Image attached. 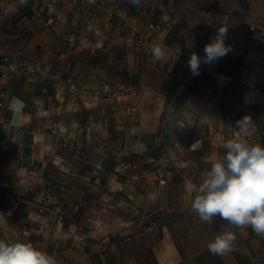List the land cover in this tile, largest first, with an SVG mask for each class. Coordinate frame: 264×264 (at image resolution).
<instances>
[{"label": "crops", "instance_id": "0c3cea01", "mask_svg": "<svg viewBox=\"0 0 264 264\" xmlns=\"http://www.w3.org/2000/svg\"><path fill=\"white\" fill-rule=\"evenodd\" d=\"M47 1L16 0L3 22L1 53L10 72L0 116L10 125L0 132V222L12 240L36 244L55 264H264V238L251 227L218 216L207 224L191 209H91L93 198L81 191L83 180L107 190L109 182L118 189L130 183L132 196L148 199L157 190L151 167L164 160L180 168L188 199L226 153V140L240 135L236 122L245 115L256 128L247 139L264 146V0H141L139 7L94 0L117 3L122 18L110 24L98 16L92 27L82 11L58 3L47 9ZM221 27L228 55L248 46L241 76L217 72V61L202 62L193 76L191 54L203 58ZM154 43L165 50L164 62L153 58ZM19 58L49 76L15 72ZM57 135L78 141L84 156L52 152ZM59 175L66 186H57ZM51 180L60 204L40 214L23 187ZM109 192L101 191V200ZM224 231L236 233L234 251L210 253L208 243Z\"/></svg>", "mask_w": 264, "mask_h": 264}, {"label": "clouds", "instance_id": "9594fccd", "mask_svg": "<svg viewBox=\"0 0 264 264\" xmlns=\"http://www.w3.org/2000/svg\"><path fill=\"white\" fill-rule=\"evenodd\" d=\"M139 7L141 0H128ZM28 0H19V6ZM16 0L8 5L14 13ZM227 28L221 27L204 47V57L193 52L188 61L193 76L200 74L201 63L211 64L226 56L232 49L225 44ZM153 58L166 60V52L159 44L151 47ZM240 135L223 144L226 153L211 162L202 182L190 194V207L199 219L212 224L215 217L238 229L251 227L264 238V146L250 143L247 137L256 131L251 117L245 115L236 122ZM237 235L224 231L207 245L210 253L223 256L234 251ZM0 264H55V258L30 242L0 239Z\"/></svg>", "mask_w": 264, "mask_h": 264}, {"label": "rangeland", "instance_id": "374dc122", "mask_svg": "<svg viewBox=\"0 0 264 264\" xmlns=\"http://www.w3.org/2000/svg\"><path fill=\"white\" fill-rule=\"evenodd\" d=\"M251 25H254L256 29L255 24H250L248 26V30ZM65 141L78 145L79 152L77 153L69 146L61 147V149H67L73 152L77 157L84 156V149L78 141L72 138H66ZM173 161L175 162L176 159ZM164 163L167 162H164V160H158L157 165L151 167L152 175L155 174V181L154 183L150 182V184H155L157 190L152 194V196H150V198H148L150 200L147 199V194H145V196L142 195L143 197L139 198L138 200L135 196H132L129 185L130 183L120 185V188L118 189L116 186L119 184L116 185V183L109 182L108 187L110 190H107L105 187H101L99 183H96L95 187L93 188L91 187L92 184L89 185L87 182H85L86 180H83V183L81 184L83 188H81V191L83 192L84 198H86L88 195L90 198H93V200H91V203L93 204L91 209H191L190 198L184 199L183 197L184 188L182 186V172L180 171V168H178L177 164H171V162H168L170 163L169 166L165 165ZM106 168L112 170V167L110 166ZM53 172L54 170L51 172V175H55V172ZM59 177H61V182H57V186L58 184L60 187L66 186L64 181H67L68 178L62 175H59ZM159 179H164V184H159ZM54 185L56 186V184H54V182L51 180V182L46 183V185H43V187L40 189H37V186L35 187L29 184H26L23 187V190L26 193H31L33 195L34 198L31 200V207L36 209L38 213L43 214L45 211L57 209L58 205L60 204L61 198L59 196H55V193H52L53 189L56 191V189L53 188ZM144 185L147 186L148 182H141V186L146 189ZM101 191H110L108 198L103 197V200H101ZM38 209L46 210L44 212H39ZM6 213L5 216H7ZM8 213L10 215V212ZM1 223L3 226L9 227L6 222L1 221ZM33 234L37 236L35 231H33ZM9 236L12 240L11 235ZM3 239H5V237Z\"/></svg>", "mask_w": 264, "mask_h": 264}, {"label": "built area", "instance_id": "2783aa9c", "mask_svg": "<svg viewBox=\"0 0 264 264\" xmlns=\"http://www.w3.org/2000/svg\"><path fill=\"white\" fill-rule=\"evenodd\" d=\"M8 0H0V107L3 105V101L6 96L5 91V80L9 77V64L8 59L6 56H4L1 53V48L4 45L3 41V22L5 18L8 16ZM55 3L59 4V7L61 9H72L73 11H82L84 14V22L87 26L92 27L97 21L98 16L101 20H103L105 23H112L114 18L119 17L122 18V13L118 9L117 3H112L110 7L103 6L100 2L94 1V0H49L45 3V7L47 9H50ZM54 20L53 16H50L47 19L48 23H51ZM151 29H158V25H150ZM11 30H15L14 26H10ZM250 31L255 30V26L251 25L249 27ZM134 32V31H133ZM177 46V45H176ZM13 70L15 72H22L25 71L29 75H36L39 74L41 77H48V73L46 71H38L32 67L27 66L26 61L24 58H19L14 67ZM50 77L56 81L60 80V77L57 74L50 75ZM111 88L108 86L104 87V92H111ZM10 125V119L9 117H2L0 116V132L5 131ZM69 146L72 149H74L77 153L79 152V146L75 144H71L70 142H66L65 139L59 135H57L55 143L52 147V152H56L61 147ZM2 155V147L0 146V159ZM164 179H159V184H164ZM46 209H38L39 212H44ZM145 213V212H144ZM157 213V210H153L149 212V215H154ZM6 215L8 216L9 213L7 212ZM0 229L5 237L6 240L10 239V232L11 229L7 226H3V224L0 222Z\"/></svg>", "mask_w": 264, "mask_h": 264}, {"label": "trees", "instance_id": "16d2710c", "mask_svg": "<svg viewBox=\"0 0 264 264\" xmlns=\"http://www.w3.org/2000/svg\"><path fill=\"white\" fill-rule=\"evenodd\" d=\"M255 30L250 32H254ZM247 51L248 46L245 45L240 55L231 56L227 54L226 56L220 58L217 60L216 71L235 78L240 77L244 67V57Z\"/></svg>", "mask_w": 264, "mask_h": 264}]
</instances>
